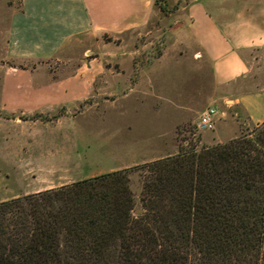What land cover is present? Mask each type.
I'll list each match as a JSON object with an SVG mask.
<instances>
[{"label": "trees", "instance_id": "1", "mask_svg": "<svg viewBox=\"0 0 264 264\" xmlns=\"http://www.w3.org/2000/svg\"><path fill=\"white\" fill-rule=\"evenodd\" d=\"M196 146L0 201V264H264V130Z\"/></svg>", "mask_w": 264, "mask_h": 264}, {"label": "crops", "instance_id": "2", "mask_svg": "<svg viewBox=\"0 0 264 264\" xmlns=\"http://www.w3.org/2000/svg\"><path fill=\"white\" fill-rule=\"evenodd\" d=\"M159 13L155 0H18L7 17L3 59L10 69L0 103L48 112L76 105L109 77L122 75L125 94L140 88L141 100L153 98L150 85L163 69L167 48L134 80L137 50L130 44L150 32ZM167 17L172 58L188 57L193 80L209 69L216 89L208 105L216 109L213 127L202 130L200 144L228 140L220 137V128L225 121L236 125L237 113L221 107H237L249 123L264 122V0H186ZM74 57L79 63L71 60L67 75L36 78L48 62Z\"/></svg>", "mask_w": 264, "mask_h": 264}, {"label": "rangeland", "instance_id": "3", "mask_svg": "<svg viewBox=\"0 0 264 264\" xmlns=\"http://www.w3.org/2000/svg\"><path fill=\"white\" fill-rule=\"evenodd\" d=\"M185 1L156 0V7L163 5L168 12L159 9V15L150 22V32L130 44V49L137 50L133 58L135 68L130 74L134 80L167 48L163 69L153 76L150 85L153 98L141 100L140 88L125 94L127 84L122 75L109 77L105 85L94 88L76 105H59L48 112L27 113L21 106L0 103V201L138 166L175 154L178 147L200 145L203 129L197 127V122L204 108L213 104L210 98L216 89L209 69L193 80L188 57L172 58V19H166V15ZM17 2L0 0V97L10 69L3 59L7 17ZM78 59L48 62L36 78L42 81L65 76L69 73L68 63H79ZM122 61L127 66V60ZM221 108L237 113L236 125L231 121L221 125L222 139L252 136L264 130V122L249 123L237 107ZM34 114H38L36 118L29 119ZM226 117L227 114L219 119ZM127 178L136 214L140 211V170H129Z\"/></svg>", "mask_w": 264, "mask_h": 264}, {"label": "built area", "instance_id": "4", "mask_svg": "<svg viewBox=\"0 0 264 264\" xmlns=\"http://www.w3.org/2000/svg\"><path fill=\"white\" fill-rule=\"evenodd\" d=\"M215 116L216 109L214 107H205L199 116L197 127L202 129H211L213 127Z\"/></svg>", "mask_w": 264, "mask_h": 264}]
</instances>
